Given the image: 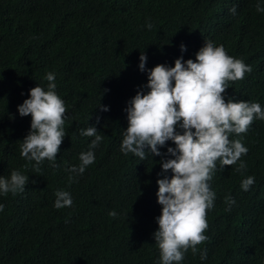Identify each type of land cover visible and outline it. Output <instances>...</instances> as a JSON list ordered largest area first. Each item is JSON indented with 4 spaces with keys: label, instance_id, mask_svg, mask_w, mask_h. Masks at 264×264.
<instances>
[{
    "label": "trees",
    "instance_id": "trees-1",
    "mask_svg": "<svg viewBox=\"0 0 264 264\" xmlns=\"http://www.w3.org/2000/svg\"><path fill=\"white\" fill-rule=\"evenodd\" d=\"M74 1L77 16L61 0H0V176L18 170L29 177L23 192L0 194V264H161L153 237L162 207L156 196L161 157L146 153L141 161L120 150L124 109L147 83L140 53L150 70L171 67L181 56L195 60L204 41L222 45L252 67L244 79L229 82L225 100L256 102L264 110V13L256 11L264 0ZM50 72L67 109L66 135L58 167L45 160L37 173L35 161L20 155L31 116L21 117L17 106L31 88L47 90ZM89 126L103 139L93 150L95 162L77 175L68 169L89 150L94 137L80 134ZM229 139H239L248 152L223 169L217 161L208 182L215 192L208 239L178 264H264V120L254 119L246 133ZM169 146L175 147L169 140L160 151ZM241 162L247 167L239 172ZM248 176L255 182L244 191ZM59 190L71 194V207H54Z\"/></svg>",
    "mask_w": 264,
    "mask_h": 264
},
{
    "label": "clouds",
    "instance_id": "clouds-1",
    "mask_svg": "<svg viewBox=\"0 0 264 264\" xmlns=\"http://www.w3.org/2000/svg\"><path fill=\"white\" fill-rule=\"evenodd\" d=\"M61 1L72 13L67 12L75 16L76 2ZM256 11L264 13V6L257 3ZM230 12L235 15L236 7ZM146 26L152 28L151 23ZM180 49L185 51V45L181 44ZM146 62L147 56L142 51L138 68L141 72L147 71V83L124 109L128 125L120 150L141 161L146 159V153L161 157L156 196L162 207L155 218L158 229L153 237L160 250L161 264H178L189 249L196 254L197 245L208 239L204 234L208 228L207 210L214 206L215 200V192L208 182L217 169V161L223 169L225 165L236 164L242 154L248 152L239 139L230 140L229 135L246 133L254 119L264 120V110L256 102L225 100L229 82L244 79L252 67L229 56L222 45L216 46L210 40L204 41L195 53V60L181 56L171 67L157 64L150 70L146 69ZM46 80L49 82L47 90L38 85L31 88L29 97L17 106L21 117L31 116L30 131L22 140L20 155L27 161H35L33 168L37 173L45 160L58 167L55 160L66 135L67 109L55 91V74L48 73ZM97 107L108 111L105 105L98 103ZM80 134L94 139L89 150L80 153V164L68 169L77 175H82L95 162L93 150L103 139L94 126L81 130ZM169 140L175 147L169 146L162 153L160 148ZM246 167L241 162L237 171L242 172ZM168 170L172 172L170 178L162 175ZM69 180L72 182L74 177L70 176ZM28 181V175L18 170L11 171L7 178L0 176V194L21 193ZM254 182V177L248 176L242 180L241 188L248 191ZM55 195L56 209L72 206L69 192L59 190ZM225 200L229 206L235 203L230 196ZM3 210L4 205L0 204V211ZM109 215L115 217L117 213L111 211ZM201 258H206V252Z\"/></svg>",
    "mask_w": 264,
    "mask_h": 264
}]
</instances>
